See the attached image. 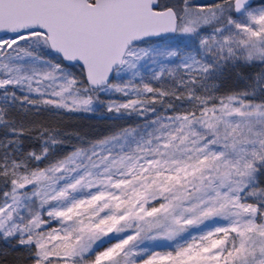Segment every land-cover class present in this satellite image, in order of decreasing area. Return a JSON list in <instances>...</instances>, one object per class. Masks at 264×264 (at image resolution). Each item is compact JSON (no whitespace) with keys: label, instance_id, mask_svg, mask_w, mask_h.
I'll list each match as a JSON object with an SVG mask.
<instances>
[{"label":"snow or ice","instance_id":"6c2138e0","mask_svg":"<svg viewBox=\"0 0 264 264\" xmlns=\"http://www.w3.org/2000/svg\"><path fill=\"white\" fill-rule=\"evenodd\" d=\"M0 264H264V0H0Z\"/></svg>","mask_w":264,"mask_h":264}]
</instances>
